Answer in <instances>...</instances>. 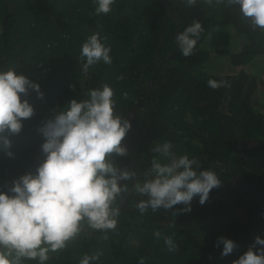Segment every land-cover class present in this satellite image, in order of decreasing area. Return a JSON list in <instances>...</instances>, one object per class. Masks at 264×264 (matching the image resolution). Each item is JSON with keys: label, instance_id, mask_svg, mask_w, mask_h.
I'll list each match as a JSON object with an SVG mask.
<instances>
[{"label": "trees", "instance_id": "obj_1", "mask_svg": "<svg viewBox=\"0 0 264 264\" xmlns=\"http://www.w3.org/2000/svg\"><path fill=\"white\" fill-rule=\"evenodd\" d=\"M95 7L93 0H0V71L15 68L43 93L38 98L29 89L22 98L32 105L33 116L22 121L20 132L3 134L10 146L0 144V191L34 173L44 159L39 128L45 120L70 100L86 99L90 89L108 84L115 112L123 119L132 116L133 126L122 140L128 154L112 157L118 168L135 173L120 182L128 191L118 201L117 228L105 238L82 222L80 234L50 253L45 264H79L83 255L96 253L92 264H139L141 257L144 264H232L255 237L264 239V194L231 182L240 178L264 193V113L259 110L264 108V30L225 2L116 0L101 15ZM193 20L203 32L192 55L184 57L175 36ZM92 33L110 46L112 63L99 62L84 73L80 47ZM236 40L238 51L232 53ZM208 79L226 80L228 86L212 89ZM139 100L134 114L128 112ZM165 141L177 156L195 157L201 168L213 170L221 183L204 204L194 197L188 212L177 204L142 213L136 205L145 197L133 186L145 178L153 158L164 161L151 149ZM165 236L174 239L177 250H167ZM221 236L236 244L227 256L216 243Z\"/></svg>", "mask_w": 264, "mask_h": 264}, {"label": "clouds", "instance_id": "obj_2", "mask_svg": "<svg viewBox=\"0 0 264 264\" xmlns=\"http://www.w3.org/2000/svg\"><path fill=\"white\" fill-rule=\"evenodd\" d=\"M116 0H93L97 15L108 14ZM192 6L197 0H183ZM212 5L225 2L237 5L240 14L255 28L264 30V0H203ZM201 23L193 20L175 36L177 48L184 57L192 55L200 34ZM111 48L102 42L99 33L89 35L80 47L81 71L87 73L90 66L99 62L112 63ZM15 68L0 71V144L10 146L4 133L20 132L22 121L33 116L34 109L26 97L29 89L43 97L39 84L30 81ZM122 78V77H121ZM212 89L227 87L226 80L208 79ZM126 96V94H124ZM114 91L104 84L92 88L86 99H72L50 119L45 120L39 132L44 138L40 145L44 156L34 173H27L12 182L7 192L0 191V264H24L35 261L45 264L50 253L65 248L67 242L82 231V222L88 228L105 233L117 228L119 199L128 191L127 183L135 173L118 168L113 155L126 156L122 144L130 130V122L115 112ZM172 144L165 141L156 144L153 158L142 181L135 182L133 191L145 199L136 207L143 213L146 208L170 209L177 204L180 211L191 210V201L198 197L204 204L209 192L218 187L221 180L211 169L201 168L199 161L188 155L177 156ZM11 157L12 153H6ZM157 238L159 231L153 233ZM169 252L177 250L171 236L163 238ZM222 245L220 255L231 254L236 247L233 240L218 237ZM259 245L260 247H256ZM100 253L83 255L79 264H92ZM141 257L139 264H144ZM232 264H264V239L255 237L253 245Z\"/></svg>", "mask_w": 264, "mask_h": 264}, {"label": "water", "instance_id": "obj_3", "mask_svg": "<svg viewBox=\"0 0 264 264\" xmlns=\"http://www.w3.org/2000/svg\"><path fill=\"white\" fill-rule=\"evenodd\" d=\"M139 102H140V100L137 101V102H136V103H135L130 109H128V112H129L130 110H132V111H133V114H134L135 106L138 105ZM125 119H127V120L130 122V127H133V126H132V116L127 115V116L125 117ZM125 142H126V141H125ZM231 182H238V183L240 184L241 187L247 189L248 191H250V192H251L252 194H254V195H263V194H264V193H262V192H258V191H256V190L251 189L250 187L247 186L246 182H244V181L241 180L240 178H234ZM123 204H124V202H123Z\"/></svg>", "mask_w": 264, "mask_h": 264}, {"label": "rangeland", "instance_id": "obj_4", "mask_svg": "<svg viewBox=\"0 0 264 264\" xmlns=\"http://www.w3.org/2000/svg\"><path fill=\"white\" fill-rule=\"evenodd\" d=\"M238 51V41L236 40L234 43H233V45L231 46V52L232 53H234V52H237ZM264 59V58H263ZM250 65H244L243 67H244V69L246 70V71H249V70H251V68L249 67ZM240 67V66H239ZM239 67H237V68H235V69H239ZM260 111H262L263 113H264V108H260L259 109Z\"/></svg>", "mask_w": 264, "mask_h": 264}]
</instances>
